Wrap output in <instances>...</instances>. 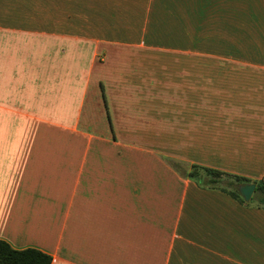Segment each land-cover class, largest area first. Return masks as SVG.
I'll return each instance as SVG.
<instances>
[{"label": "crops", "instance_id": "0c3cea01", "mask_svg": "<svg viewBox=\"0 0 264 264\" xmlns=\"http://www.w3.org/2000/svg\"><path fill=\"white\" fill-rule=\"evenodd\" d=\"M264 0H0V239L51 264H264Z\"/></svg>", "mask_w": 264, "mask_h": 264}, {"label": "trees", "instance_id": "16d2710c", "mask_svg": "<svg viewBox=\"0 0 264 264\" xmlns=\"http://www.w3.org/2000/svg\"><path fill=\"white\" fill-rule=\"evenodd\" d=\"M189 178L197 180L198 183L206 187H220L231 196L244 201L240 194L239 186L243 183H255L258 193L257 200L264 206V179L252 180L240 175L226 171L193 164L192 169L187 173ZM229 179L230 188L223 182ZM255 198V199H256ZM50 254L35 248L15 249L7 241L0 239V264H51Z\"/></svg>", "mask_w": 264, "mask_h": 264}, {"label": "water", "instance_id": "95a60500", "mask_svg": "<svg viewBox=\"0 0 264 264\" xmlns=\"http://www.w3.org/2000/svg\"><path fill=\"white\" fill-rule=\"evenodd\" d=\"M256 190V184L255 183H243L239 186V191L242 197L246 201H250L253 197V194Z\"/></svg>", "mask_w": 264, "mask_h": 264}, {"label": "rangeland", "instance_id": "374dc122", "mask_svg": "<svg viewBox=\"0 0 264 264\" xmlns=\"http://www.w3.org/2000/svg\"><path fill=\"white\" fill-rule=\"evenodd\" d=\"M223 184H224L225 186H227V187L230 188L229 179H225V181L223 182ZM257 195H258V193H255V194H254V197L256 198Z\"/></svg>", "mask_w": 264, "mask_h": 264}]
</instances>
